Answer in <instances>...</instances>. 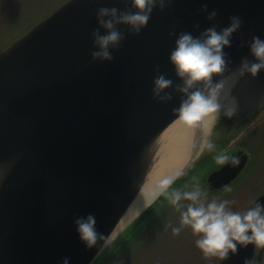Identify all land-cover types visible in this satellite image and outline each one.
Instances as JSON below:
<instances>
[{
	"label": "water",
	"instance_id": "water-1",
	"mask_svg": "<svg viewBox=\"0 0 264 264\" xmlns=\"http://www.w3.org/2000/svg\"><path fill=\"white\" fill-rule=\"evenodd\" d=\"M101 7L135 11L131 0H66L0 52V264H62L65 257L91 264L103 250V240L86 247L74 220L92 214L97 232L109 237L141 191L159 137L186 98L174 90L183 82L170 62L180 33L200 37L209 27H228L230 17L242 20L223 49V79L243 58L256 62L251 37L264 39V0H165L163 11L158 0L139 35L118 25L126 39L113 62L93 61L91 32ZM157 65L173 81L166 103L152 96ZM230 88L252 106L249 115L264 106V70L237 77ZM231 156L239 165L210 172V188L244 167L247 154ZM255 202L264 204V193L245 211ZM254 246L238 245L220 264H251Z\"/></svg>",
	"mask_w": 264,
	"mask_h": 264
},
{
	"label": "clouds",
	"instance_id": "clouds-1",
	"mask_svg": "<svg viewBox=\"0 0 264 264\" xmlns=\"http://www.w3.org/2000/svg\"><path fill=\"white\" fill-rule=\"evenodd\" d=\"M158 0H131V7L135 11H120L116 7H101L96 11L98 27L91 32L94 51L90 52L93 61L113 62V51L119 50L122 42L126 39L124 32L118 25L128 26L129 35H139L147 26L153 10L157 7ZM171 3V0H168ZM165 8V0H159V10ZM201 11H207L205 5ZM217 16L213 10L208 14L212 20ZM230 25L217 31L215 26L209 27L201 33L200 37H193L190 33L179 34L175 49L170 54V62L175 68L176 75L183 82L174 89L183 93L186 98L182 99L180 106L173 109L178 119L187 127L193 129H208L210 124L219 121L221 112L231 118L235 108L224 109V101L230 96V89L226 90L227 81L223 79L227 70L226 54L223 49L231 47L232 36L242 27V20L230 17ZM198 27V25H197ZM101 29L104 34H101ZM175 35V30L169 33ZM250 53L256 62L247 58L241 60V64L234 77H243L250 74L256 77L264 70V39L252 36L249 44ZM157 75L153 80V99L157 103H166L173 99L172 94L165 92L173 86V81L165 75L159 74V66L155 69ZM214 77H221L217 82ZM163 93V94H162ZM206 148L215 152L216 144L208 139ZM218 165L237 167L240 160L237 156H229L219 152L215 157ZM184 175L182 170H177L171 175L161 178L154 191V198L164 196L165 199L180 213V227H173L174 235H179L183 228H190L196 236L195 245L204 257H216L220 261L229 258V253L235 254L238 245L246 247L253 244L264 247V204L255 202L243 213L233 211L228 200H208L207 192L203 191L199 182L196 181L191 190L183 191L173 188L176 180ZM5 177L0 175V182ZM182 201H189L187 205ZM81 241L87 248L94 247L98 240H103L105 246L110 243V237H105L97 232L96 218L89 214L86 218H76ZM62 264H69L68 258H64ZM245 264H249L246 261Z\"/></svg>",
	"mask_w": 264,
	"mask_h": 264
},
{
	"label": "rangeland",
	"instance_id": "rangeland-1",
	"mask_svg": "<svg viewBox=\"0 0 264 264\" xmlns=\"http://www.w3.org/2000/svg\"><path fill=\"white\" fill-rule=\"evenodd\" d=\"M66 0H0V52L7 48L16 38L27 32L34 24L50 14ZM230 89L228 100L224 101V109L235 108V113L231 117V125L246 118L253 109L248 103H244L243 95H237V90ZM243 103V104H241ZM243 106V107H242ZM249 106V108H246ZM223 114V111L221 112ZM246 123L241 130H252L256 136V148L251 153L252 161L258 160V168L255 170L250 164L248 173L242 174V178H256V184L231 183L224 190L207 193L208 200L217 201L228 200L232 203L229 207L236 212L243 213L246 207L259 194L264 192V110L253 117L246 118ZM228 126L227 128H229ZM224 128V127H223ZM231 128V127H230ZM200 130V129H198ZM245 134V133H240ZM200 148V147H199ZM202 148L194 151V158ZM157 152V151H156ZM253 168V169H252ZM182 177V176H181ZM201 188L205 181L200 180ZM154 199V198H153ZM152 199V200H153ZM187 205V204H186ZM144 208V207H143ZM142 208V209H143ZM141 209V210H142ZM136 213L115 235L110 239V243L119 236L136 216ZM166 217V218H165ZM155 220L150 228L142 229L141 235H133L120 254H116L109 260L104 261L101 257H96L91 264H218L216 257L205 258L202 252L196 247V236L190 228H183L179 235H174L173 227H180V213L174 209L165 212V216L159 221ZM158 221V222H157ZM150 225V224H149ZM108 244V245H109Z\"/></svg>",
	"mask_w": 264,
	"mask_h": 264
},
{
	"label": "flooded vegetation",
	"instance_id": "flooded-vegetation-1",
	"mask_svg": "<svg viewBox=\"0 0 264 264\" xmlns=\"http://www.w3.org/2000/svg\"><path fill=\"white\" fill-rule=\"evenodd\" d=\"M264 110L263 108H261ZM258 111H262V110ZM258 113V112H257ZM256 114V113H255ZM255 114H251L248 117H253ZM246 117V118H248ZM246 118L241 119L240 121H237L234 125L230 126L231 123V118H228L224 114H221L219 121L215 122L214 125L209 126L208 129H203L201 133H198V136H200L199 141L195 142V146L198 147V150L202 148V151L200 150L199 154L194 158L192 162L187 166V168L184 171V175H187L188 172L191 171H196V167L198 165H204L205 172L202 175H197L194 172V176L192 179H190V182L195 179L200 180L202 176V180L204 179L206 183V187L208 191L214 192L216 190H212L209 188V184L207 182V175L219 168L221 165H218L215 163L214 157L219 153V152H224L227 155L231 156L236 154L237 152L241 151L244 153H247V162L245 164V167L239 174L231 181L229 182L226 186H229L231 183H239L243 182L244 180L247 181V183L250 184H256L257 180L256 178H242V174L248 173L250 171L249 165L251 164L253 168L256 170L258 168V160L252 161L251 158V153L253 150L256 148L255 144L257 143L256 136L252 134V130H241L239 128L242 127L246 123ZM230 124V125H229ZM230 126L229 128H227ZM224 127V128H223ZM201 130V129H200ZM240 133H245V134H240ZM208 139H211L217 146V149L215 152H210L206 148V141ZM200 147V148H199ZM221 148V149H220ZM264 148V147H262ZM220 149V150H218ZM252 168V169H253ZM251 172V171H250ZM183 175V176H184ZM224 186V187H226ZM223 187V190L225 189ZM222 189V188H220ZM252 264H264V247H258L254 246V253L252 257Z\"/></svg>",
	"mask_w": 264,
	"mask_h": 264
},
{
	"label": "bare ground",
	"instance_id": "bare-ground-1",
	"mask_svg": "<svg viewBox=\"0 0 264 264\" xmlns=\"http://www.w3.org/2000/svg\"><path fill=\"white\" fill-rule=\"evenodd\" d=\"M236 78L233 73L225 79L227 81L226 90L232 86ZM201 131L202 129L185 126L178 118L164 130L158 140L159 146L153 168L141 191L119 221L110 238L154 198V191L161 178L181 170L193 159L194 151L198 150L195 142L199 141L198 133L200 134Z\"/></svg>",
	"mask_w": 264,
	"mask_h": 264
},
{
	"label": "trees",
	"instance_id": "trees-1",
	"mask_svg": "<svg viewBox=\"0 0 264 264\" xmlns=\"http://www.w3.org/2000/svg\"><path fill=\"white\" fill-rule=\"evenodd\" d=\"M221 149V148H220ZM218 149V150H220ZM204 165H198L196 167V171H192L193 173L188 172L187 175H184L176 180L175 184L173 185V188L180 189L183 191L191 190L192 186L196 181L200 182L199 180L195 179L189 182L190 179L193 178L194 172L197 175H201L205 169ZM202 190H205V187L203 186ZM183 204H188L189 201H182ZM175 209L174 206L169 204L167 199H165L164 196H160L156 198L149 206H147L139 215L136 216L135 219L132 220V222L117 236L111 244H109L103 252L100 254L99 257L102 258V260L107 261L111 257H113L116 254H120L124 248V246L132 241L133 239L136 241L137 237L141 235L142 229H148L149 226L153 225L155 220L162 219L165 216V212H168V210ZM166 218V217H165ZM159 220V221H160ZM158 222V221H157ZM150 224V225H149ZM137 235L136 238H133V235Z\"/></svg>",
	"mask_w": 264,
	"mask_h": 264
}]
</instances>
